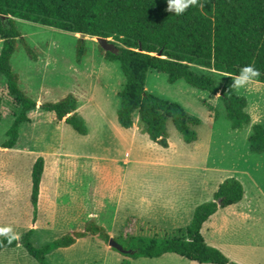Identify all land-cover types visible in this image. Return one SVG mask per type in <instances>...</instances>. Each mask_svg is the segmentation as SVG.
Masks as SVG:
<instances>
[{"label": "rangeland", "instance_id": "1", "mask_svg": "<svg viewBox=\"0 0 264 264\" xmlns=\"http://www.w3.org/2000/svg\"><path fill=\"white\" fill-rule=\"evenodd\" d=\"M16 21L22 37L37 56V61H32L23 46L18 45L11 58L12 70L20 77L21 90L41 105L74 95L78 100L77 114L88 129V134L81 136L68 125L64 128L58 125L52 113L37 109L32 113V124L23 126L19 147L2 149L5 134L20 108L8 94L5 79L0 77V179L4 188H0L1 197L8 195L10 184L15 185V192L23 198L22 213H31V173L34 163L41 158L36 154L40 149L51 154L47 146L60 147L62 151L57 158L60 167L56 179L59 184L55 181L59 185L57 205L64 207L68 218L74 217L65 219L66 213L57 216L50 230L36 232L30 238L32 246L41 248L65 235L83 231L92 220L103 227L111 239L132 235L184 238L195 209L212 201L215 193L210 195V192H217L226 179L238 176L248 197L262 199L251 203L253 209L247 222L234 220L237 226L229 232L220 229L207 232L206 226L202 235L209 245L220 247L231 262L264 264V154L250 152L249 126L232 130L223 107L219 108L214 121L209 105L219 107L216 96L192 88L183 80L170 84L165 74L151 70L146 78L147 92L179 104L203 121V125L194 130L198 139L192 144L184 143L169 123L168 148H162L142 132L137 118L134 129L124 130L118 125L120 100L117 93L123 89L125 78L118 61L103 58L95 38L83 39L87 54L78 64L79 35ZM194 70L245 97L253 124L264 127V84L249 81L237 87L236 77L206 69ZM239 172L243 174L236 175ZM49 179L53 178L46 174L45 181H52ZM162 196L179 202L178 214H181L177 219L171 220L175 216L172 211L167 218L169 210H158L160 205L156 198ZM145 197L152 199L149 211L155 215L154 220L142 219ZM174 222L177 227L172 230ZM9 236L10 233L0 234V239ZM8 252H12L11 249L0 254V262ZM171 257L176 260L132 259L111 249L98 237H86L71 248L52 251L46 261L48 264H190L185 259Z\"/></svg>", "mask_w": 264, "mask_h": 264}, {"label": "trees", "instance_id": "2", "mask_svg": "<svg viewBox=\"0 0 264 264\" xmlns=\"http://www.w3.org/2000/svg\"><path fill=\"white\" fill-rule=\"evenodd\" d=\"M202 5V7H201ZM167 0H0V77L7 84L10 97L18 105L19 113L6 132L4 150L13 149L21 127L30 123L28 113L37 108L20 88V77L11 67V58L17 46H23L32 61L37 56L17 27L16 20L85 35L91 39L112 40L117 54L99 51L106 61H118L125 78L123 89L117 93L120 105L117 122L120 128H133L136 118L142 132L151 142L168 148V124L172 123L181 139L192 144L198 137L195 129L203 121L177 103L161 99L146 90L147 74L158 71L174 84L185 81L197 90L217 96L219 107L209 111L218 117L223 107L231 129L242 130L251 125L248 102L232 89L223 87L214 78L197 73L194 68L206 69L236 77L246 65H253L261 73L250 81L264 84V0H198L183 14L169 12ZM87 54L85 41L76 44V62L82 63ZM2 97L0 95V121ZM78 100L72 94L56 103H45L40 110L52 113L57 122H64L77 134L86 136L88 129L77 114ZM252 154H264V127L253 125L248 138ZM44 172V160L38 158L31 173L30 196L35 219ZM245 196L242 183L228 178L218 187L213 200L195 209L184 238L161 239L145 236H118L113 238L132 259H156L173 254L199 264H236L218 249L208 246L201 234L203 225L220 209L241 203ZM33 231L16 239H0V252L22 245L38 264H48L46 257L52 251L72 247L78 240L98 237L109 244L111 237L94 220L83 231L73 232L41 248L30 242Z\"/></svg>", "mask_w": 264, "mask_h": 264}, {"label": "crops", "instance_id": "3", "mask_svg": "<svg viewBox=\"0 0 264 264\" xmlns=\"http://www.w3.org/2000/svg\"><path fill=\"white\" fill-rule=\"evenodd\" d=\"M0 45L2 48V41L1 40H0ZM218 97H219V95L216 96V98H218ZM215 105H209V106L216 108L217 105L216 106ZM40 106H41V104L39 102H37V108L34 111H36L37 109L40 110ZM77 111H78V109H77ZM32 113H33V111L28 113L30 123H26L23 126L32 124V122H33ZM209 114H210L211 118L214 115V113L211 111H209ZM215 120L216 119L214 118V121ZM57 124L62 126L63 128H64V125H66L64 122H58ZM253 125H254L253 120L251 119V125L249 126L250 127V133H251V128ZM23 126L20 129V138L22 136V132H23V128H24ZM131 129H134V128H131ZM131 129H129V130H131ZM28 133H30V130ZM18 143L19 142H17L16 146L13 149H16L17 147H19ZM46 148L48 151L51 152V154L48 152H46V154H45V152L42 149L38 150V153L36 154V157L40 156L44 160V172H43L41 183H40V193H39V198H38V206H37V213H36L35 219L33 217V210L31 213H28L27 211L25 213H22L21 207H22V203H23L22 202L23 198H20L19 194H17L15 192V185H13V187H11L12 184H10V186L8 187V191H6V193L8 195L4 196V198H2L0 195V229H4V228L10 229L11 231L8 233H10L11 236H9V237H14V238L18 239L22 235L26 234L27 232H29L31 230L33 231L32 236H34V234L36 232L50 230L52 228V226L54 225V221L56 220L57 216H59L60 214L63 215L66 213V215H64V217H65V219L68 218L67 212H65L64 207H60L57 205V202H58L57 196H59L58 195V193H59L58 192V187H59L58 184L59 183L56 181V179H57L59 168H60L57 165V158L60 157L62 151L59 150L60 147L51 149L50 147L47 146ZM55 158H56V160H55ZM51 159L52 160L54 159V160L52 161ZM46 174L49 175V177L53 178L54 180L49 179L52 181L46 182L45 181ZM242 174H243V172H239V174H236V175H242ZM236 179L240 181V178L238 176H236ZM2 185H3V181L0 179V188L4 189ZM1 189H0V191H1ZM31 190H32V184H31ZM212 193L214 194L215 191L210 192V195ZM157 199H158V203L160 205V207L158 208V210L160 212H166L169 210V212L166 214L167 218L170 215V211L174 212V214H175V216L173 218H171L172 221L178 218V216L181 214V213L178 214V212L181 211L180 207H178L179 202H175L174 201L175 199L171 200L170 197H163V196L156 198V201H157ZM260 199H262V197L261 198L248 197L246 192H245L244 199L241 203L218 210L203 225L202 230H201V234L203 233V229L206 226H207V232L213 233L215 231H218L219 229L222 231L229 232V230L232 227L235 228L237 226V225L234 226V224H233L234 220L247 222L250 214L252 213V209H253V207H251V203L253 204L257 201H260ZM142 203L145 204V208L143 209L144 215L142 216V219H144L146 221L156 219L153 212L149 211L152 207L151 205L153 204L152 199L145 197V199L142 200ZM30 204H31V202H30ZM255 209H256V207L254 208V210ZM67 210L68 209H66V211ZM24 211H25V209H24ZM71 217H74V216H71ZM71 217L68 219L69 220L72 219ZM77 217H78V215H77ZM162 220H164V218ZM167 221H170V218ZM176 227L177 226H175V222H174V224H172V230H175ZM89 237H93V236H89ZM205 242L208 246H211L213 248L214 247L218 248L219 251L221 250L220 247L209 245L206 240H205ZM75 245H76V243L73 246H75ZM3 251H1L0 254ZM11 251L12 252L6 253L7 255H4L5 259H4V261L0 262V264H35L32 261L34 259L28 254V252L26 251V249H24L22 247V245L18 244L17 247L11 249ZM171 256L178 257V256L173 255V254H167V255H164L160 258H156L155 260H159V259H161L163 261H166V260H173L174 261V260H176V259H173V257H171ZM27 258H31L32 260L27 259ZM189 262H190V264H199L196 262H191V261H189Z\"/></svg>", "mask_w": 264, "mask_h": 264}, {"label": "clouds", "instance_id": "4", "mask_svg": "<svg viewBox=\"0 0 264 264\" xmlns=\"http://www.w3.org/2000/svg\"><path fill=\"white\" fill-rule=\"evenodd\" d=\"M198 0H167L168 11L177 15L183 14L190 6L197 4ZM202 7V5H201ZM261 73L253 65L244 66L235 78L237 87L245 86L253 77L259 76ZM10 229H0V234L10 232Z\"/></svg>", "mask_w": 264, "mask_h": 264}, {"label": "water", "instance_id": "5", "mask_svg": "<svg viewBox=\"0 0 264 264\" xmlns=\"http://www.w3.org/2000/svg\"><path fill=\"white\" fill-rule=\"evenodd\" d=\"M9 17H0V20L2 21V23H7ZM80 39H84L86 36L85 35H79ZM99 47L101 49H103L105 52H110L113 54H117L118 53V49L115 47V45L113 43H111L110 39H103V38H95ZM109 247L111 249H114L116 251H118L121 254H130V251H126L123 249V247L121 245H119L116 241H114L113 239L110 240L109 242Z\"/></svg>", "mask_w": 264, "mask_h": 264}]
</instances>
